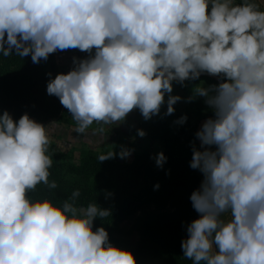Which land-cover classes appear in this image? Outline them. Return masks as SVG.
I'll list each match as a JSON object with an SVG mask.
<instances>
[{
  "label": "clouds",
  "instance_id": "obj_1",
  "mask_svg": "<svg viewBox=\"0 0 264 264\" xmlns=\"http://www.w3.org/2000/svg\"><path fill=\"white\" fill-rule=\"evenodd\" d=\"M69 49L88 56L49 74L46 91L80 132L117 126L133 110L151 120L165 104L172 115L184 99L172 95L174 83L220 78L187 98H203L213 115L191 144L189 166L203 180L190 196L199 218L181 249L192 264H264V0H0V56L39 64ZM49 127L27 113L0 114V264H138L95 227L111 209L80 204L79 189L60 203L32 195L58 187ZM132 151L121 146L118 155ZM153 158L161 169L168 160L163 151Z\"/></svg>",
  "mask_w": 264,
  "mask_h": 264
},
{
  "label": "trees",
  "instance_id": "obj_2",
  "mask_svg": "<svg viewBox=\"0 0 264 264\" xmlns=\"http://www.w3.org/2000/svg\"><path fill=\"white\" fill-rule=\"evenodd\" d=\"M72 52L80 51H58L39 64H34L30 55L24 59L15 55L0 56V114L7 110L17 120L25 113L38 121L68 120L71 114L61 105L59 98L47 94L50 77L46 66L50 65L54 70L57 56ZM210 81L220 83L213 78ZM180 117L170 124L163 122L162 125L165 123L166 126L155 132L168 157L163 169L145 154L133 163L121 162L116 156L99 162L97 157L105 153L91 151L84 154L80 163H75L67 154L49 150L53 159L50 180H55L58 187L50 190L40 185L32 195L60 203L79 189L80 204L97 202L112 210V216L105 221L97 219L95 227L104 226L111 243L130 249L138 264H192L191 260L184 258L181 242L187 236V225L199 218L190 196L200 187L203 175L191 169L189 163L191 144L196 140L200 124L189 120L183 125L177 124ZM199 143L196 140L197 146ZM157 184L158 189L155 188ZM106 194L110 195L106 198ZM151 202L159 203L161 209L140 219L144 226L141 239L136 243L114 239L115 225Z\"/></svg>",
  "mask_w": 264,
  "mask_h": 264
},
{
  "label": "rangeland",
  "instance_id": "obj_3",
  "mask_svg": "<svg viewBox=\"0 0 264 264\" xmlns=\"http://www.w3.org/2000/svg\"><path fill=\"white\" fill-rule=\"evenodd\" d=\"M88 53L72 52L57 56L56 68L52 70L51 66H46V70L54 78L57 74L67 73L73 67V58H86ZM215 79L213 76L204 74L198 81L186 82L187 86L180 85L186 92L184 99L177 102L175 105V113L169 116H164L163 113L167 109L165 104L162 108L160 116H155L151 120H145L139 110H133L128 114L126 121L119 125H105L102 123H93L85 131H78V123L73 120L72 116L68 120L50 119L47 121H38L44 125H50L49 150L56 153L67 154L71 161L80 163L85 153H112L116 152V157L125 163H133L141 155H149L151 160L156 164L153 158L156 154L163 151L162 143L159 138H156L155 132L162 131L163 122H170L177 116L187 115L188 120L192 123H201L213 115L210 109L204 103L203 98L195 99L191 102L187 98L192 95V88L196 84L204 82L205 85L214 84L210 80ZM172 95H177L174 92ZM183 97V96H182ZM167 99V97H166ZM69 121V122H67ZM168 126V125H167ZM170 126V125H169ZM139 129L146 131V136L139 137L137 132ZM121 146L133 149L132 154L127 159H121L118 155ZM202 175V174H201ZM71 178H73L71 176ZM161 209V205L156 202L146 204L143 208L137 211L133 216L118 222L113 231V237L117 241H125L128 243L138 242L143 234V223L141 218L147 217V214H155ZM117 245V243H114Z\"/></svg>",
  "mask_w": 264,
  "mask_h": 264
},
{
  "label": "crops",
  "instance_id": "obj_4",
  "mask_svg": "<svg viewBox=\"0 0 264 264\" xmlns=\"http://www.w3.org/2000/svg\"><path fill=\"white\" fill-rule=\"evenodd\" d=\"M173 92H174V94L176 93L177 95H179L181 97L183 96V98H184L185 93H186L179 84H175V83H174V91Z\"/></svg>",
  "mask_w": 264,
  "mask_h": 264
},
{
  "label": "water",
  "instance_id": "obj_5",
  "mask_svg": "<svg viewBox=\"0 0 264 264\" xmlns=\"http://www.w3.org/2000/svg\"><path fill=\"white\" fill-rule=\"evenodd\" d=\"M214 77V76H213ZM216 80H218L219 82H221L220 78L219 77H214ZM206 120H203L201 123H200V126H199V129L198 131L200 130V128L202 127L203 123L205 122Z\"/></svg>",
  "mask_w": 264,
  "mask_h": 264
}]
</instances>
